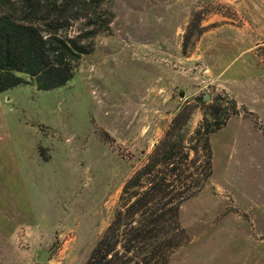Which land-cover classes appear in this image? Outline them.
Masks as SVG:
<instances>
[{
    "label": "rangeland",
    "instance_id": "374dc122",
    "mask_svg": "<svg viewBox=\"0 0 264 264\" xmlns=\"http://www.w3.org/2000/svg\"><path fill=\"white\" fill-rule=\"evenodd\" d=\"M101 27L63 87L0 93V264L50 249L45 264H84L181 114L196 164L195 131H214L211 176L181 207L188 241L168 264H264V0L105 1L61 34Z\"/></svg>",
    "mask_w": 264,
    "mask_h": 264
},
{
    "label": "trees",
    "instance_id": "16d2710c",
    "mask_svg": "<svg viewBox=\"0 0 264 264\" xmlns=\"http://www.w3.org/2000/svg\"><path fill=\"white\" fill-rule=\"evenodd\" d=\"M105 1L114 0H0V93L22 85L40 91L66 85L80 56L89 53L78 39L88 40L104 30L82 38L61 32L74 20L92 23ZM188 118L181 114L173 119L147 162L124 183L113 218L84 264H168L188 241L180 210L211 176L208 136L214 132L208 131V124L195 131L196 141L207 138L202 147L206 161L196 164L190 153L196 154L198 147H187L180 135Z\"/></svg>",
    "mask_w": 264,
    "mask_h": 264
},
{
    "label": "water",
    "instance_id": "95a60500",
    "mask_svg": "<svg viewBox=\"0 0 264 264\" xmlns=\"http://www.w3.org/2000/svg\"><path fill=\"white\" fill-rule=\"evenodd\" d=\"M180 97H183L182 93L180 94ZM207 97H204L203 100H207ZM53 252V249L50 250H42L38 253V255L35 257V261L40 264H45L49 261V258Z\"/></svg>",
    "mask_w": 264,
    "mask_h": 264
}]
</instances>
